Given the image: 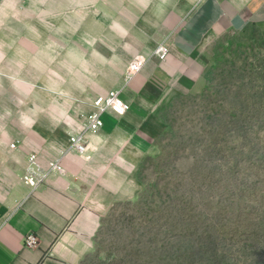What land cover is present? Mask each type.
Masks as SVG:
<instances>
[{
  "label": "rangeland",
  "instance_id": "rangeland-1",
  "mask_svg": "<svg viewBox=\"0 0 264 264\" xmlns=\"http://www.w3.org/2000/svg\"><path fill=\"white\" fill-rule=\"evenodd\" d=\"M150 3H18L0 39L40 46L39 79L24 86L39 91L41 121L62 122L65 107H87L99 87L124 84L107 28H157L166 18L150 15ZM208 50L193 90L159 98L164 129L139 167V195L105 213L83 264H264V26L219 33ZM36 101L24 97L25 107Z\"/></svg>",
  "mask_w": 264,
  "mask_h": 264
},
{
  "label": "crops",
  "instance_id": "crops-1",
  "mask_svg": "<svg viewBox=\"0 0 264 264\" xmlns=\"http://www.w3.org/2000/svg\"><path fill=\"white\" fill-rule=\"evenodd\" d=\"M21 1L0 0V32L9 31L8 18L17 17ZM148 1L154 2L147 4L150 15L166 18L157 28H107L121 75L133 55H142L145 62L120 86L128 112L104 113L101 129L86 135V154L70 148L69 134L84 123L89 107L67 106L62 122L52 115L41 121L39 91L24 86L25 80L39 79L40 46L0 39V264H83L94 250L105 213L139 195V167L164 129L159 98L199 84L217 34L264 26V0ZM118 6H112L117 13ZM159 44L168 48L165 55L154 52ZM99 54L94 61L103 64ZM69 55L71 64L80 60ZM106 90L108 86L99 87L96 93ZM29 95L37 103L25 107ZM25 109L35 114L30 121H25ZM48 109L49 114L56 112ZM10 113L15 120L9 121ZM31 153L44 167L54 158L64 167L62 174L49 173L33 192L21 178ZM28 233L36 236L33 247L23 245Z\"/></svg>",
  "mask_w": 264,
  "mask_h": 264
},
{
  "label": "built area",
  "instance_id": "built-area-1",
  "mask_svg": "<svg viewBox=\"0 0 264 264\" xmlns=\"http://www.w3.org/2000/svg\"><path fill=\"white\" fill-rule=\"evenodd\" d=\"M194 1L199 3L203 0ZM154 52L165 55L168 52V48L163 44H159ZM144 62V57L139 54H135L130 59L124 71V83L128 82L142 69ZM84 104L89 107V112L85 116V121L78 130L69 134L70 148L76 150L80 154L87 153V133H96L103 126L102 115L104 113L110 112L116 116H123L130 108L129 102L121 97V88L108 89L103 94H98L86 100ZM11 146H13V144H11ZM53 171L59 174L64 173V167L61 164L60 158L49 160L44 167L38 162L36 154L31 153L28 156L21 178L29 187L30 192H33L45 182L48 174ZM36 243L37 239L33 233H28L23 240V245L25 247H33Z\"/></svg>",
  "mask_w": 264,
  "mask_h": 264
}]
</instances>
